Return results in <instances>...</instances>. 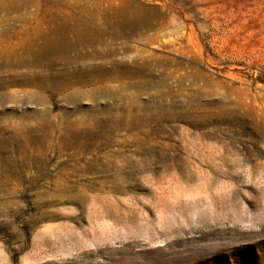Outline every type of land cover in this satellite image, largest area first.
Segmentation results:
<instances>
[{
  "label": "rangeland",
  "instance_id": "374dc122",
  "mask_svg": "<svg viewBox=\"0 0 264 264\" xmlns=\"http://www.w3.org/2000/svg\"><path fill=\"white\" fill-rule=\"evenodd\" d=\"M0 197V264H264V0H0Z\"/></svg>",
  "mask_w": 264,
  "mask_h": 264
},
{
  "label": "bare ground",
  "instance_id": "6f19581e",
  "mask_svg": "<svg viewBox=\"0 0 264 264\" xmlns=\"http://www.w3.org/2000/svg\"><path fill=\"white\" fill-rule=\"evenodd\" d=\"M79 196L80 197H84V199L85 198H93V199H95V198H98L100 195L98 193H92V192L91 193H88V192L84 191V192H81V193H75V195L73 197H79ZM1 199H3V198H1ZM0 203H3L2 205H0V214H6V215H8L9 213H11V208L9 206L10 203L8 201L7 202L6 201H0ZM108 211H109L108 209L103 210L104 214L107 215V216L110 215V213ZM12 228H13V232L16 235H18L19 234V230L16 229V228H14V227H12ZM44 234H46V232H42L41 235H44ZM41 237H42L41 239H45L44 238L45 235L44 236H41Z\"/></svg>",
  "mask_w": 264,
  "mask_h": 264
}]
</instances>
